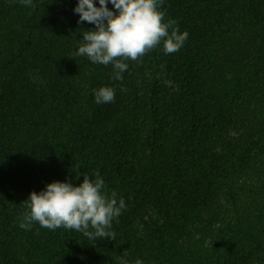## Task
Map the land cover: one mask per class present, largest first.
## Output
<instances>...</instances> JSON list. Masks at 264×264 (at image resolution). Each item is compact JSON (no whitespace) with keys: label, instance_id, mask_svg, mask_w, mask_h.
<instances>
[{"label":"trees","instance_id":"trees-1","mask_svg":"<svg viewBox=\"0 0 264 264\" xmlns=\"http://www.w3.org/2000/svg\"><path fill=\"white\" fill-rule=\"evenodd\" d=\"M77 4L0 0V264H264V0H163L185 44L122 81L72 59L96 30ZM95 173L126 204L115 240L19 227L30 193Z\"/></svg>","mask_w":264,"mask_h":264},{"label":"clouds","instance_id":"clouds-1","mask_svg":"<svg viewBox=\"0 0 264 264\" xmlns=\"http://www.w3.org/2000/svg\"><path fill=\"white\" fill-rule=\"evenodd\" d=\"M20 2L32 6V0ZM109 2L118 14L109 10ZM158 5L162 6L163 0H99V7L93 0H78L73 10L79 14L77 23L86 21L95 25L96 30L83 31V39L72 59L83 56L94 64L107 66L112 63V79L122 81V73L129 67L124 61H139L162 40L165 54L177 52L189 34L180 33L174 20L163 22L165 13L158 10ZM164 83L170 84V81ZM94 96L97 104L111 103L115 99V89L101 87L94 90ZM94 176L95 179H90L84 175L79 186L54 181L40 193H30L28 200L22 202L30 211L23 215L19 227L29 230L33 222H38L50 230L75 229L94 242L115 240V233L110 231L111 221L121 215L126 204L123 198L117 201L115 192L106 196L101 191L103 179L99 173ZM135 264H142V261L137 259Z\"/></svg>","mask_w":264,"mask_h":264},{"label":"rangeland","instance_id":"rangeland-1","mask_svg":"<svg viewBox=\"0 0 264 264\" xmlns=\"http://www.w3.org/2000/svg\"><path fill=\"white\" fill-rule=\"evenodd\" d=\"M174 76L175 75H173V73H170L167 78L168 79L167 81H170V84H167L168 87L170 88V91H176L179 88L178 84L175 81Z\"/></svg>","mask_w":264,"mask_h":264}]
</instances>
